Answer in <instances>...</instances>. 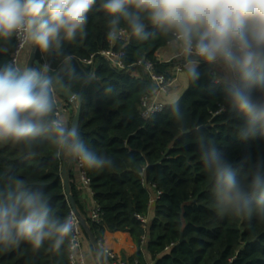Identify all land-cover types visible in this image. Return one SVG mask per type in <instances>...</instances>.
I'll list each match as a JSON object with an SVG mask.
<instances>
[{
    "label": "clouds",
    "instance_id": "9594fccd",
    "mask_svg": "<svg viewBox=\"0 0 264 264\" xmlns=\"http://www.w3.org/2000/svg\"><path fill=\"white\" fill-rule=\"evenodd\" d=\"M95 10L107 18L109 39H117L122 27L142 42L162 39L186 83L197 81L205 64L213 83L223 86L225 103L243 120L239 138L264 137V0H0V53H8L15 39L14 59L0 64V143L28 158L51 149L69 166L117 168V161L90 147L79 124L61 112L62 98L80 102L92 82L90 74L75 70L65 44L86 34ZM33 49L54 57L56 67L49 62L29 67L28 55L21 62L17 53ZM147 91L157 94L159 87ZM169 107L178 136L196 133V152L217 214L264 218V157L235 165L215 140L189 125L178 99ZM132 164L142 171L139 163ZM78 230L73 215H57L42 187L16 175L0 184V250L22 243L40 249L47 242L50 250L75 253ZM91 252L95 264H109L104 240Z\"/></svg>",
    "mask_w": 264,
    "mask_h": 264
},
{
    "label": "trees",
    "instance_id": "16d2710c",
    "mask_svg": "<svg viewBox=\"0 0 264 264\" xmlns=\"http://www.w3.org/2000/svg\"><path fill=\"white\" fill-rule=\"evenodd\" d=\"M107 31V18L95 10L86 34L65 44L75 70L93 77L82 90L81 135L98 153L117 161V168L111 171L82 168L100 209L99 223L92 222L85 212L80 183L71 184L77 208L96 241L107 231L128 233L137 246L129 264H264V218L217 214L196 152V133L176 134L169 104L149 120L141 117V100L153 84L138 63L152 62L157 73L173 78L169 70L176 64H162L156 58L165 42H142L125 30L127 42L114 49L124 50L127 69L118 70L100 56L111 47ZM13 44L8 53H0V64L11 62L15 39ZM37 59L56 67L52 56H42L39 51ZM91 59V65L84 64ZM198 71L200 78L189 83L178 101L189 125L215 140L219 151L235 165L248 157H264V137L241 140L238 126L243 120L225 103L223 86L213 83L205 64L201 63ZM71 115L73 120L74 109ZM132 161L139 163L142 171L136 170ZM62 165L51 149L28 158L11 145L0 143V184L16 175L33 187H42L50 197V206L64 217L72 208L65 193ZM85 234L83 229V237ZM0 264H70L69 251L50 250L47 242L40 249L22 243L19 248L0 250Z\"/></svg>",
    "mask_w": 264,
    "mask_h": 264
},
{
    "label": "built area",
    "instance_id": "2783aa9c",
    "mask_svg": "<svg viewBox=\"0 0 264 264\" xmlns=\"http://www.w3.org/2000/svg\"><path fill=\"white\" fill-rule=\"evenodd\" d=\"M129 38V34L125 31L122 30L120 33V36L113 40H110V49L103 51L100 53V56L107 60L115 69L118 70H126L127 66L124 63V59L126 58V54L123 49L120 50H115L114 46H116L118 43H126ZM17 44L19 42L17 41ZM25 51H19L17 54L22 62V58L25 54ZM15 56V49L12 53V59H14ZM92 59L89 61H85V65H91ZM138 65L143 66L145 68L146 73L148 74L151 82L153 85L159 87V92L157 94H148L141 100V106H140V111H141V117L145 120H149L152 116L161 113L164 110L165 104L163 101H161V97L163 95H166L170 88L173 85L174 80L167 79L163 74H159L155 71V65L152 62H139ZM179 69L176 66V73H179ZM62 100L60 101L61 103V112L64 114L65 109L67 106L71 103L65 102L62 103ZM79 183H80V188L82 191H89V193L93 196L91 190H90V181L86 177L85 173L83 172L82 168H79ZM154 202V201H153ZM71 215H73L78 224H79V230H78V239L80 242V247L75 253H70L69 252V259H70V264H86L85 259L80 255L81 247H82V241H83V228L81 225V222L79 218L76 216L74 211L72 210ZM100 209L98 208L97 205H95L94 209L92 210L90 214V219L94 223H99L100 222ZM139 219L145 224L147 223V219L139 217ZM110 259H109V264H129V262L120 256H118L114 251L110 250ZM134 264H138L137 261L134 262Z\"/></svg>",
    "mask_w": 264,
    "mask_h": 264
},
{
    "label": "crops",
    "instance_id": "0c3cea01",
    "mask_svg": "<svg viewBox=\"0 0 264 264\" xmlns=\"http://www.w3.org/2000/svg\"><path fill=\"white\" fill-rule=\"evenodd\" d=\"M30 54H31V52L28 54L26 51L23 58H22V62L24 61L25 57L28 55L26 58L27 64H28ZM156 58L162 64H168V63L172 62V63H175L177 66V62L173 58V54H172L171 50L168 49L167 47L160 50L156 54ZM176 66L171 67L169 70L171 72L172 77H173L172 79L174 80L173 85L170 88L169 92L166 95H163L161 97V101H163L165 105L170 104V102L172 100H175V99L179 100L180 97L187 91V89L189 87V83L185 82L184 75L181 72L176 73ZM62 103H65V101L62 100ZM72 109L75 110L76 107L74 108V106L73 107L67 106V108L65 109V112L63 114L67 118H69V120L72 116L71 115ZM66 166H67V169L69 170L71 184H74V183L78 184L79 183V169H78V167H76L75 165L69 166L67 164H66ZM78 189L81 190L80 184H78ZM81 199H82V203L84 205L85 212L87 213V216H90L92 210L94 209V207L96 205L93 196L89 193V191H82ZM82 218L85 220V216H82ZM102 240L105 241L107 247L110 250L114 251L118 256H120L121 258H123L127 261H129L131 258H133L137 252L136 244L134 243L131 236L126 232H109V231H107L104 233ZM92 246L93 245L90 242L87 234H85V236L83 237V241H82V247H81L80 255L85 259L86 264H95V260H94V257L92 256V252H91ZM145 255H146V260L149 263L150 257L147 253H145ZM149 264H152V263H149Z\"/></svg>",
    "mask_w": 264,
    "mask_h": 264
},
{
    "label": "water",
    "instance_id": "95a60500",
    "mask_svg": "<svg viewBox=\"0 0 264 264\" xmlns=\"http://www.w3.org/2000/svg\"><path fill=\"white\" fill-rule=\"evenodd\" d=\"M38 52H39V49H33L31 51L27 66H29V67H31L33 65L39 66V65H42L43 63H45V61L41 62L40 60L37 59ZM62 99L66 102L72 103L65 98H62ZM73 104H75V106H76L75 116H74L73 120L76 121L80 126V119H81L82 107H83L82 101H80L78 103H73ZM61 161L63 163V165H62V179H63V183H64V187H65L66 197L68 199V202H69L72 210L74 211L76 216L79 218L81 225H82V228L84 229L85 233L87 234L90 242L92 243V245H94L97 241L94 238L93 234L91 233L89 227L87 226L85 220L82 218V216H81V214L77 208L76 202H75V200L71 194V180H70L69 170L67 169V166H66V164L62 158H61ZM182 241H183V239H181V242Z\"/></svg>",
    "mask_w": 264,
    "mask_h": 264
},
{
    "label": "rangeland",
    "instance_id": "374dc122",
    "mask_svg": "<svg viewBox=\"0 0 264 264\" xmlns=\"http://www.w3.org/2000/svg\"><path fill=\"white\" fill-rule=\"evenodd\" d=\"M182 96H183V95H182ZM182 96L180 97V99L182 98ZM180 99H179V100H180ZM179 100H178V101H179ZM71 104H72V107H73V106H74V108L76 107L75 104H73V103H71ZM70 119H71V118H70Z\"/></svg>",
    "mask_w": 264,
    "mask_h": 264
}]
</instances>
